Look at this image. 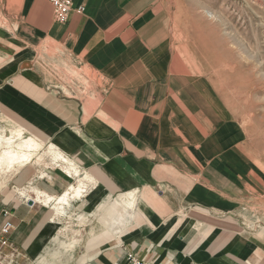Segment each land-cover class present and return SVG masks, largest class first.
<instances>
[{
  "label": "crops",
  "instance_id": "obj_1",
  "mask_svg": "<svg viewBox=\"0 0 264 264\" xmlns=\"http://www.w3.org/2000/svg\"><path fill=\"white\" fill-rule=\"evenodd\" d=\"M72 2L59 23L46 0H0V116L90 176L66 207L86 236L59 239L61 216L8 192L0 241L21 264H264V229L235 205L247 135L202 96L199 55L176 46L168 0ZM11 179L54 197L76 183L37 164Z\"/></svg>",
  "mask_w": 264,
  "mask_h": 264
},
{
  "label": "rangeland",
  "instance_id": "obj_2",
  "mask_svg": "<svg viewBox=\"0 0 264 264\" xmlns=\"http://www.w3.org/2000/svg\"><path fill=\"white\" fill-rule=\"evenodd\" d=\"M168 2L176 46L185 49L186 54L190 49L199 55L195 71L203 83L202 96H206V87L211 90L212 107L232 117L247 135L245 150L250 164L241 186L246 193L235 200V205L250 224L264 229V0ZM15 123L0 116V133L16 131ZM27 136L23 133L22 137ZM40 146L38 153L46 148ZM36 162L31 164H37L38 169L57 166L49 157ZM11 180L0 190V200L8 192L16 203L21 198L26 200L12 189ZM77 218L69 207L56 219L59 229H63L59 239L73 238V244L85 239L84 224ZM6 242L5 238L0 241V264H21V254Z\"/></svg>",
  "mask_w": 264,
  "mask_h": 264
},
{
  "label": "bare ground",
  "instance_id": "obj_3",
  "mask_svg": "<svg viewBox=\"0 0 264 264\" xmlns=\"http://www.w3.org/2000/svg\"><path fill=\"white\" fill-rule=\"evenodd\" d=\"M23 131L9 130L0 133V189L8 184L9 180L18 173L20 169L31 164L36 159V163L49 157L57 166H61L66 174L75 180V184L70 185L63 194L51 196L38 189H28L18 191V195L23 198L31 199L35 202L51 207L57 216L65 214L66 207L73 198L81 197L92 181L87 173L81 170L69 159L66 154L61 152L55 145L49 144L41 153H38L40 144L32 137H22ZM31 194V195H30Z\"/></svg>",
  "mask_w": 264,
  "mask_h": 264
},
{
  "label": "built area",
  "instance_id": "obj_4",
  "mask_svg": "<svg viewBox=\"0 0 264 264\" xmlns=\"http://www.w3.org/2000/svg\"><path fill=\"white\" fill-rule=\"evenodd\" d=\"M52 7L53 19L56 22L64 23L71 11L73 10V2L72 0H46ZM84 11L83 7H79L76 9V12L82 13ZM4 223L0 228V235L6 236L10 230L12 229L11 222L7 219L8 212H3ZM128 264H154L150 260L147 259H138L135 257H131L129 259Z\"/></svg>",
  "mask_w": 264,
  "mask_h": 264
}]
</instances>
